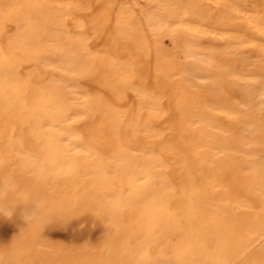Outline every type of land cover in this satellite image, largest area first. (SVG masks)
<instances>
[{"label": "bare ground", "instance_id": "bare-ground-1", "mask_svg": "<svg viewBox=\"0 0 264 264\" xmlns=\"http://www.w3.org/2000/svg\"><path fill=\"white\" fill-rule=\"evenodd\" d=\"M0 264H264V0H0Z\"/></svg>", "mask_w": 264, "mask_h": 264}, {"label": "snow or ice", "instance_id": "snow-or-ice-1", "mask_svg": "<svg viewBox=\"0 0 264 264\" xmlns=\"http://www.w3.org/2000/svg\"><path fill=\"white\" fill-rule=\"evenodd\" d=\"M0 211H3V209H0Z\"/></svg>", "mask_w": 264, "mask_h": 264}]
</instances>
